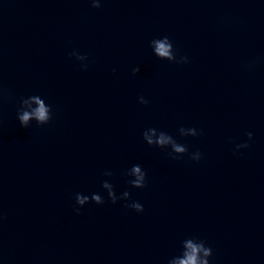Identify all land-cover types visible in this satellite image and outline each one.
Segmentation results:
<instances>
[{"label":"water","instance_id":"water-1","mask_svg":"<svg viewBox=\"0 0 264 264\" xmlns=\"http://www.w3.org/2000/svg\"><path fill=\"white\" fill-rule=\"evenodd\" d=\"M163 36L188 63L154 54ZM0 88V264H167L193 236L210 264H264V0H0ZM30 95L49 123L21 126ZM150 127L189 152L148 145ZM134 164L144 188L127 183Z\"/></svg>","mask_w":264,"mask_h":264},{"label":"clouds","instance_id":"clouds-1","mask_svg":"<svg viewBox=\"0 0 264 264\" xmlns=\"http://www.w3.org/2000/svg\"><path fill=\"white\" fill-rule=\"evenodd\" d=\"M93 8L101 7V0H89ZM150 46L153 49L154 54L161 60H168L173 63L184 64L189 62V58L186 55L177 56L172 41L168 36L156 38L150 41ZM70 57H75L76 60L81 61V67L87 69L88 55L81 54L78 50L73 49L70 53ZM115 71V70H114ZM133 74L140 71L139 66L132 69ZM4 90L0 88V97H3ZM141 104L147 105L149 101L145 99L143 95L138 97ZM17 119L21 126L28 127L31 121L35 120L38 125H45L49 123L53 118L52 107L46 103L45 99L40 95H30L27 97H21L19 107L17 108ZM181 136H199L203 134V130H198L195 127H183L178 129ZM143 139L150 146H156L161 149L169 148L171 151L168 155L172 156L173 159H179L182 154L189 152V148L185 144L179 143L172 135L165 131L159 130L155 127H150L144 130ZM246 136L248 140L253 139V133L247 132ZM249 144L247 141L236 144L235 149L248 148ZM190 158L194 161H199L202 158V153L199 150L190 153ZM105 176H112L114 173L111 170H105L103 173ZM125 175L134 177L127 181L134 188H144L146 186V171L141 167L140 164H134L131 168L127 169ZM102 188L107 191L108 199L115 204L118 200L129 201L130 192L128 190L123 191L119 196L116 194L114 185L108 180L102 181ZM76 203L80 206L85 205L90 200L96 204H104L105 199L98 193H92L91 197L83 195L81 193L75 194ZM128 208L134 209L140 213L144 211V206L138 201H131L125 205ZM75 211L79 213L80 209L76 208ZM182 253L178 256L171 257L167 264H210V257L213 256V250L207 245L206 240L199 237H190L184 239L181 242Z\"/></svg>","mask_w":264,"mask_h":264}]
</instances>
